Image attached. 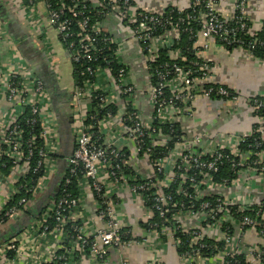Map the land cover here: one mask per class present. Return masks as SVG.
<instances>
[{
	"label": "built area",
	"instance_id": "1",
	"mask_svg": "<svg viewBox=\"0 0 264 264\" xmlns=\"http://www.w3.org/2000/svg\"><path fill=\"white\" fill-rule=\"evenodd\" d=\"M17 4L44 36L43 52L57 75L44 21L56 31L73 77L71 87L53 92L0 22V187L9 186L0 226L23 216L43 191H58L26 227L0 243V264H108L112 250L122 256L120 264H128L123 252L134 245L159 247L149 234L171 241L181 264H209L217 255L220 264L237 256L244 264H264V245H245L250 228L259 227L264 236V201L256 203L247 192L264 178V117L257 116L251 133L260 137L249 145L255 152L244 147L251 134L206 131L193 122L200 99L227 107L240 99L218 79L219 64L207 52L213 43L236 45L254 58L252 48L264 47V19L252 22L251 0H237L231 15L221 0H190L187 9L172 3L146 8L138 0ZM182 35L191 44L186 51ZM165 52L169 61L161 62ZM191 52L197 58L187 61ZM130 53L148 74L140 89ZM57 92H65L70 107L73 149L55 181L62 150ZM249 104L258 113L264 101L253 96ZM188 120L192 125H185ZM224 163L235 176L217 180ZM122 205H135L147 235L135 234L132 213ZM181 232L190 235L186 250ZM220 240L224 246L216 255L203 254L207 241Z\"/></svg>",
	"mask_w": 264,
	"mask_h": 264
},
{
	"label": "crops",
	"instance_id": "2",
	"mask_svg": "<svg viewBox=\"0 0 264 264\" xmlns=\"http://www.w3.org/2000/svg\"><path fill=\"white\" fill-rule=\"evenodd\" d=\"M146 8L160 9L170 3L178 7L187 9L190 0H138ZM237 0H221V8L226 15H231L234 11V4ZM44 13V9L41 11ZM250 14L252 22L256 24L264 19V0H251ZM29 20L24 17L17 0H0V22L3 27L12 35L17 43L20 52L25 60L35 68L37 73L46 79L50 88L55 91H62L66 87L72 86V69L67 53L61 43L56 31L43 25L49 35V39L54 48V58L59 64L58 74H54L43 52L44 36L40 35ZM113 24L115 22H112ZM219 64L218 79L228 88L237 92L240 99L233 105L224 101L200 99L197 103L196 118L193 122L199 128L206 131L222 132L228 135L244 136L250 135L257 124L258 117L249 104V99L253 96L264 97V59L250 57L239 49H230L220 44L213 43L207 52ZM132 67L133 78L139 89L145 86L147 73L140 57L135 53L127 55ZM43 78V79H44ZM185 125H192V121H185ZM187 127V126H186ZM259 184V185H258ZM258 188L247 190L253 195L254 201L260 203L264 201V178L258 183ZM6 187H0V208L5 195ZM246 192V193H247ZM38 201V199H37ZM124 209L132 213V227L136 235H147L143 223L140 221V213L135 205H122ZM37 205H32L28 211H33ZM94 213V210H92ZM37 214L36 216H38ZM23 215L15 222L24 218ZM34 216L31 221L36 217ZM30 221V222H31ZM0 226V239H5V233L10 227ZM26 227V226H25ZM215 238H221L220 233L213 232ZM7 236V235H6ZM2 237V238H1ZM150 243L159 242V247L150 244H136L128 249L124 254L128 264H147L153 259L158 264H181L177 250L172 246L171 241L164 238L158 239L154 234L148 235ZM220 243H223L221 240ZM245 245L254 248H261L264 245V236L258 228H250L245 234ZM122 256L116 250H112L108 258V264H120ZM211 259L209 264H220L219 255ZM82 264H88L86 260ZM198 264H201L199 262ZM205 264V263H202Z\"/></svg>",
	"mask_w": 264,
	"mask_h": 264
},
{
	"label": "trees",
	"instance_id": "3",
	"mask_svg": "<svg viewBox=\"0 0 264 264\" xmlns=\"http://www.w3.org/2000/svg\"><path fill=\"white\" fill-rule=\"evenodd\" d=\"M189 12V11H187ZM245 41L247 42V45L251 46V41H252V38L250 37H246L245 38ZM220 44V43H218ZM191 44L190 42L188 41V36L187 35H182V39H181V43H180V47L186 51L188 47H190ZM236 45H232V46H226V48H230V49H233V47H235ZM252 54L257 57V58H260V59H264V47L260 46V45H257L255 46L254 48H252ZM161 62H164V61H169V58L166 56V52L165 53H162L161 54ZM186 57H187V61L189 60H195L197 57L195 56L194 53H188L186 54ZM102 64L105 65V63L101 60ZM185 63V62H184ZM110 66L113 68V69H116V64L114 62H112L110 64ZM76 76L78 75V72L76 71L75 69V73H74ZM45 82L47 83L46 79L44 78ZM48 85V84H47ZM49 88H50V85H48ZM51 89V88H50ZM53 92L55 91L54 89L52 90ZM57 94V93H56ZM55 94V95H56ZM58 96H63L64 98L66 97L65 95V92H59ZM63 98H59L60 102L62 101ZM260 99L262 101H264V97H260ZM64 102H66V100H64ZM58 111H59V124H60V129H59V133H60V140H61V147H62V150L58 156V160H57V172H56V175L54 177V180L55 181H58L62 175V173L66 170L67 168V161H66V158L70 155V153L72 152V149H73V141L71 139V136H70V132H69V125H68V117H69V114H70V107H69V104L66 102L65 105H63L62 103L61 104H58ZM258 117H264V106H262L259 110H258V113H255ZM257 126V124H256ZM257 138H260L259 135L254 132L253 134H251L248 138H247V143L244 144V147L246 150H249V151H252V152H255L257 151L256 148H253V147H250L249 145H252L254 144L255 140ZM173 144H170V147H172ZM261 150L264 149V144H263V147L260 148ZM6 173H9V170L6 169ZM41 174L38 173L35 178L39 177ZM32 176V175H31ZM235 175H234V172L230 169V166L227 164V163H224L223 166H221V169H220V172L218 173V175L216 176V179L217 180H221L222 178H228V179H231L233 178ZM28 179H31V177H28ZM48 191L47 192H44L40 199H39V203L37 204L38 206L32 211H25L24 215V218L17 221V222H14V223H10V227L6 230H8V233L5 235L6 239H9L11 238L12 236L15 235V233H17L20 229L24 228L25 226L28 225V223H30L31 219L36 216L37 214H40L44 208L46 207V205L48 204L49 200L51 198H54L58 195V191H57V188H49L47 189ZM189 194L192 195V191L189 192ZM29 197H32V194H29ZM192 198H186V205H191V202H192ZM10 206V205H7V207ZM248 215L250 216H255V213L253 212H250L248 213ZM154 221H158V217L156 216ZM12 228H15V230H12ZM259 229V227H258ZM180 236L183 238L184 240V249L186 250L189 246V239H190V235L188 234H184V233H180ZM2 238V237H1ZM166 239V238H164ZM5 240V239H4ZM3 240V241H4ZM2 242V239H0V243ZM206 249L203 250V254L207 257H212L214 255L217 254V252L223 248L224 244L223 243H220V242H214V241H207L206 242ZM182 250V249H181ZM231 264H235V260H238L239 263L241 264H244L245 262V259L242 257V256H237L233 259H229Z\"/></svg>",
	"mask_w": 264,
	"mask_h": 264
},
{
	"label": "flooded vegetation",
	"instance_id": "4",
	"mask_svg": "<svg viewBox=\"0 0 264 264\" xmlns=\"http://www.w3.org/2000/svg\"><path fill=\"white\" fill-rule=\"evenodd\" d=\"M58 94H59V92H57V94L55 95V101H56V103L57 104H61L62 103L63 105H65L66 102H64V100H66V99L63 96H60L59 97ZM59 98L60 99L63 98L61 102H60Z\"/></svg>",
	"mask_w": 264,
	"mask_h": 264
},
{
	"label": "rangeland",
	"instance_id": "5",
	"mask_svg": "<svg viewBox=\"0 0 264 264\" xmlns=\"http://www.w3.org/2000/svg\"><path fill=\"white\" fill-rule=\"evenodd\" d=\"M10 34V33H9ZM11 35V34H10ZM12 36V35H11ZM44 78V77H43ZM46 78V77H45ZM48 190H45V191H43L39 196H38V201H39V199H40V197H41V195L44 193V192H47ZM36 202L34 205H37L39 202ZM38 206V205H37ZM8 233V231L4 234V235H6Z\"/></svg>",
	"mask_w": 264,
	"mask_h": 264
},
{
	"label": "water",
	"instance_id": "6",
	"mask_svg": "<svg viewBox=\"0 0 264 264\" xmlns=\"http://www.w3.org/2000/svg\"><path fill=\"white\" fill-rule=\"evenodd\" d=\"M12 230H15V228H12Z\"/></svg>",
	"mask_w": 264,
	"mask_h": 264
}]
</instances>
